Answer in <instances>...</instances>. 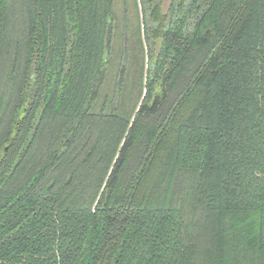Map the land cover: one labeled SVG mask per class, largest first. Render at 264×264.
<instances>
[{
	"label": "trees",
	"instance_id": "obj_1",
	"mask_svg": "<svg viewBox=\"0 0 264 264\" xmlns=\"http://www.w3.org/2000/svg\"><path fill=\"white\" fill-rule=\"evenodd\" d=\"M141 1L98 110L114 0H0V264H264V0Z\"/></svg>",
	"mask_w": 264,
	"mask_h": 264
},
{
	"label": "rangeland",
	"instance_id": "obj_2",
	"mask_svg": "<svg viewBox=\"0 0 264 264\" xmlns=\"http://www.w3.org/2000/svg\"><path fill=\"white\" fill-rule=\"evenodd\" d=\"M172 0H163V9L167 11ZM114 37L112 45L111 62L106 83L102 87L101 97L96 108L99 110L104 101V95L113 96L117 77L121 69L122 59L125 58V45L129 48L128 66L126 72V84L128 89L133 88L134 79H138L139 71L142 72L144 66V75L146 79L147 68L151 53L148 52L145 36L144 11L141 0H114ZM127 55V53H126ZM139 80V79H138ZM145 92V91H144ZM134 101L136 96H132ZM130 103V102H129ZM132 104V103H131Z\"/></svg>",
	"mask_w": 264,
	"mask_h": 264
}]
</instances>
